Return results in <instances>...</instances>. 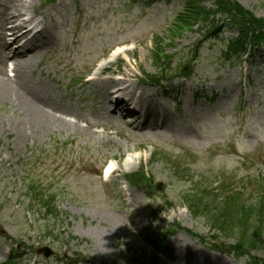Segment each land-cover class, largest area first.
<instances>
[{"label": "rangeland", "instance_id": "1", "mask_svg": "<svg viewBox=\"0 0 264 264\" xmlns=\"http://www.w3.org/2000/svg\"><path fill=\"white\" fill-rule=\"evenodd\" d=\"M202 1L204 6L210 4L209 0ZM232 1L252 13L255 18L264 21V0ZM142 2L143 0L134 3L131 0H79L76 8L69 6L70 2L61 3L60 13L56 12L58 15L55 16L54 24L58 67L48 66L49 76L47 80H42V83L50 87L49 99L58 108L62 106L64 110L75 114L79 112L85 116L94 115V109L85 99L92 97L99 85L93 83L78 87L73 77L79 76L76 80L80 79L86 73L83 70L89 67L88 64L113 45L135 40L142 42L148 32H154L155 37L167 38L166 30L170 27L167 23L181 9L182 2L154 4L149 9H145ZM49 12L50 6L47 5V19ZM195 34H198L197 31ZM222 35L202 44L196 63V81H206V86L209 85L210 88L204 96L210 97L216 92L215 100L212 98V104L208 108L203 101L196 103L194 108L189 105L185 99L189 95L187 89L185 97L182 95L172 104L169 99L173 100L180 91L179 88L168 96V100L156 97L161 94L149 90L151 105L154 108L157 106L163 115L165 130L169 131L167 137L159 136L157 132L151 133L153 136H134L129 129L120 127L117 136L109 135L112 133L109 132L108 136L104 135V139L98 141V136L91 132H94L93 129L80 130L84 129L81 128V123L76 125L80 128L78 132L73 127L42 124L40 121L39 125L32 124L29 128L24 113L16 105L9 101L0 103V225L12 236L30 238L24 245L27 248L34 243L39 246L52 244L48 247L55 255L49 259L50 264L59 263L62 257L65 264H73L74 252L84 257L89 264H129L131 256L132 259L144 254L145 258L149 257V249L139 238H135L138 235L134 232L136 230H132L121 212L116 187L119 179L114 178L110 186L102 185L99 180L100 166L106 158L113 157L121 163L126 151L132 153L133 146L140 145L139 148L144 152H141V159L136 167L134 164L129 165L130 172L141 167H147L148 171L151 169L149 177L163 189L160 191L162 193L154 194L157 199L155 203L169 198L179 206V210L167 213L164 222H178L185 231L192 230L204 239L208 234H216L208 231L203 221H191L188 211L178 201L182 192L187 191L189 195L199 193L201 182L208 179L207 181L217 184L223 178L227 183L240 187L250 179L261 177L262 183L257 182L264 187V49L252 59L253 63L248 60L240 67L243 68L244 75L248 76L251 92L245 107L240 109L235 105L240 91L235 80L239 70L227 71L219 62L230 32L224 31ZM191 36L183 33L174 51L181 50L185 54L190 43L195 41L196 37ZM64 44L69 48L64 50ZM121 61L120 67L124 71H128L130 67H139L148 74L154 71L149 53L140 44H136V50ZM176 61L177 58L173 61L174 65ZM71 69L76 71L69 73ZM173 104L178 106L181 115L177 116V109ZM85 105L87 107L81 110ZM63 118L72 120L70 115ZM9 121H17L18 129L9 128ZM141 121L142 119L139 122ZM152 121L149 118L145 122ZM22 132L25 138L16 140ZM151 153L157 154L159 161L149 168ZM161 159L168 162L169 166L167 163L163 165ZM176 164L182 166V173L188 179L191 178L190 183L173 174L171 167ZM125 174L126 172H121L119 175ZM24 184L36 187L45 196H54L56 210L59 212L58 223L43 218L42 212L35 207L32 210L36 223L30 224L24 218L26 209H29L27 200L23 197L27 195ZM247 192L248 190L244 191L245 194ZM140 199L143 201L144 196L140 192H134V209ZM141 217L139 220L146 229V219ZM23 221L28 224L23 226ZM161 225L165 224L159 222L151 227ZM44 229L50 238L43 233ZM129 239L133 241L129 245L133 250L131 253L126 252L125 242ZM171 240L175 247L194 246L183 231ZM221 241H226V238ZM259 241L263 243L264 236ZM199 251L204 252V249L200 246ZM250 256L264 259V249L250 253ZM44 261L42 264H45ZM237 261L239 264H251L246 257ZM23 262H27V259L21 261ZM161 263L172 264L164 256L161 257Z\"/></svg>", "mask_w": 264, "mask_h": 264}, {"label": "bare ground", "instance_id": "2", "mask_svg": "<svg viewBox=\"0 0 264 264\" xmlns=\"http://www.w3.org/2000/svg\"><path fill=\"white\" fill-rule=\"evenodd\" d=\"M3 5L0 6V61L1 65H4V62L7 60V56H5V52L8 50L7 45L5 44L6 34L4 27L8 24L13 23L16 20V17L25 11L27 8L33 9L34 3L33 0H2ZM17 4V5H15ZM34 13V11L32 10ZM12 31H16L17 28H12ZM45 31L36 32L32 37L31 41H37ZM24 34H21L19 37H22ZM29 42H24L21 46L16 48L14 54L16 56H24L25 55V46ZM128 74L123 75V79H110L109 84L111 88H106L105 86L102 87V91L105 94L104 102L98 101L97 104L101 105L104 104V109H106L109 105L107 99H109L110 94L118 95L119 102L123 103L126 106L132 105L133 102L136 106H141L142 103H146L148 106V102L145 99H142V92H139L137 96H135V92L137 88L133 87L129 83L126 84L124 78L127 77ZM41 89V88H40ZM110 89H114L115 92H111ZM42 90V89H41ZM39 88H35L33 83H28V80L25 76L19 75L16 77L14 81L8 80L3 73L0 72V102L9 101L12 105H16L20 111H22L25 115V120L27 121V125H39V121L42 124L46 123H54L57 122L56 116L57 114H67L66 110H58L55 109L52 105L48 104L47 102L43 101L39 98L38 95ZM124 96V98H123ZM135 108V107H133ZM127 113V112H126ZM58 116V115H57ZM59 117V116H58ZM60 120V123H63ZM163 123H165L164 118H162ZM17 121H9L8 127L11 129H18L19 123ZM141 130L145 132H155L157 129L151 126L143 125ZM163 133L169 134L168 130H163L162 128L159 129ZM25 138L24 133H20L16 140H22ZM0 230H2L0 226ZM3 238L2 243L5 244V239H9L10 235L3 231ZM2 255V250L0 251V256ZM181 255H179L180 257ZM194 262H198L199 264H210L216 262L211 256L199 253L197 251H192L190 258L188 259L193 260ZM185 262H187V257H184Z\"/></svg>", "mask_w": 264, "mask_h": 264}, {"label": "trees", "instance_id": "3", "mask_svg": "<svg viewBox=\"0 0 264 264\" xmlns=\"http://www.w3.org/2000/svg\"><path fill=\"white\" fill-rule=\"evenodd\" d=\"M225 2H223L224 4ZM221 4L222 8L225 6ZM225 12H229L224 9ZM194 12L197 16L201 13L198 8L190 9V12ZM235 21V25L239 28H246L247 23L250 26L261 28V22L254 20L251 15L248 13H242L240 18H237ZM264 30V28H261ZM264 33V32H263ZM186 200V199H185ZM191 202V211L194 216H204L207 215L204 209V205L195 204L196 202L193 200H189ZM264 210V207H259L256 210L253 206H250L246 210H240L239 217H235V212H229L228 209L223 211L221 214H217L214 216L205 217L206 222L211 227H217L221 232L227 231L228 235L233 237H238V241L243 244H252V249H259L261 242L259 241L262 236H264V220L260 219V212Z\"/></svg>", "mask_w": 264, "mask_h": 264}]
</instances>
